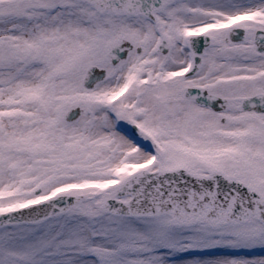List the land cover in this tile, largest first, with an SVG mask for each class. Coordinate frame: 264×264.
Instances as JSON below:
<instances>
[{"label":"snow or ice","instance_id":"6c2138e0","mask_svg":"<svg viewBox=\"0 0 264 264\" xmlns=\"http://www.w3.org/2000/svg\"><path fill=\"white\" fill-rule=\"evenodd\" d=\"M0 264H264V0H0Z\"/></svg>","mask_w":264,"mask_h":264}]
</instances>
